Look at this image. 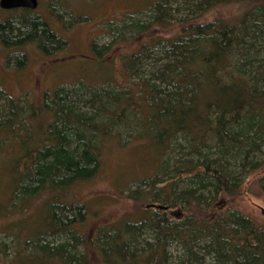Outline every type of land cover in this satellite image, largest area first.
<instances>
[{
    "label": "trees",
    "instance_id": "16d2710c",
    "mask_svg": "<svg viewBox=\"0 0 264 264\" xmlns=\"http://www.w3.org/2000/svg\"><path fill=\"white\" fill-rule=\"evenodd\" d=\"M182 1L184 8L173 10L181 14L184 9L188 18H175L170 0H155L147 19L124 17L112 27L108 44L92 43L95 55L102 61L109 45L142 35L153 24L188 21L198 9L216 3H245ZM53 10L50 13L57 17L55 6ZM84 19L59 21L69 29ZM0 36L11 45L32 41L45 52L67 45L44 21L28 17L0 21ZM155 45L168 63L143 81L136 77L140 67L135 65ZM120 59L125 72L135 77L127 78L123 87L80 80L45 91L39 105L25 99L23 109L10 97L7 108L0 104V149L17 148L8 157L12 205L24 209L31 200L44 197L47 216L42 228L27 238L39 264H86L84 254H73L77 244L92 245L103 262L112 264H264V222L236 209L214 208L217 196L238 190L242 173L264 165V4L243 8L231 21L189 23L177 34L144 42L137 52L121 54ZM4 94L0 89V101ZM123 131L153 148L151 159L158 171L165 168L164 158L179 149L180 157L172 159L173 180L164 185L156 177L142 180L147 192L133 197L145 199L146 209L124 227L99 228L89 238L79 230L86 206L73 201L68 191L96 175L102 147L122 137ZM181 143L187 151L180 150ZM260 180L264 185V174ZM153 202L162 208L147 209ZM142 231L150 241L141 238ZM171 244L181 249L175 260L167 252ZM7 248L13 246L0 242L2 253Z\"/></svg>",
    "mask_w": 264,
    "mask_h": 264
},
{
    "label": "rangeland",
    "instance_id": "374dc122",
    "mask_svg": "<svg viewBox=\"0 0 264 264\" xmlns=\"http://www.w3.org/2000/svg\"><path fill=\"white\" fill-rule=\"evenodd\" d=\"M39 1L40 8L25 14L19 10L6 12L0 8V21L11 19L16 22L15 20L19 18L36 16L38 20L47 21L54 32L67 40V45L60 50H51L47 53L32 41L16 47L11 43L2 42L0 36V89L5 92L0 104L3 108L9 106V97L19 101L23 109L27 104L25 99L39 105L45 91H52L57 87H71L80 80L87 84H99L104 87H123L127 78L131 77V80L135 81V77L133 73L125 72L120 59L121 54L137 52L140 44L144 42L150 44L152 39L173 36L181 31L182 26L189 23L208 22L215 19L231 21L241 13L243 8L247 9L256 3L264 4V0H245L244 4L216 3L204 11L203 8L198 9L202 11L196 12L200 15L196 16V13H193L195 16L190 17L188 21L153 24L151 29L142 35L109 45V52L101 61L95 55L92 43L96 46L108 44L112 40V27L119 24L124 17L147 19L151 13L150 6L155 0ZM168 5L176 15L175 18H180L181 14L182 17H189L182 12L184 9L179 11L181 14L173 10L176 6L184 8L182 0L176 2L170 0ZM53 6L58 11L57 17L50 13V11L55 12ZM73 16L85 19L73 23L69 29L63 27L64 25L59 21L60 17L67 21ZM165 63L167 64L168 61L162 59L160 46L155 45L148 51V56L142 57L135 65L140 67L136 77L148 81L149 72L155 69L160 70ZM156 75L159 77V73ZM10 111H6L9 118L13 115V111ZM23 113L26 114L25 111ZM41 120L37 121L36 127ZM121 135L119 139L113 138L107 141L102 147L101 165L96 175L88 180L74 183L68 191V196L72 197L73 201L81 202L86 206L79 230L89 238H94L99 228L110 229L117 225L124 227L126 222L137 218L138 214L146 209V204L142 201L145 199L133 197L141 196L144 190L147 192V187L140 183L142 180L156 177L162 181L159 185L173 180L170 173L172 159L175 160L176 154L180 157L179 149L171 153L168 159L164 158L165 168L158 171L157 162L151 159L156 153L153 148L141 145V139L132 133L128 137L123 131ZM180 147H182L181 151H187L184 143H181ZM14 148L15 145H7L0 149V242L13 246L11 249L7 248L5 253L0 251V264H39L41 261H39L38 253L32 250L30 246L32 240L27 238L32 237L33 233L42 228L47 210L43 205L44 197L31 200L24 209L15 204L12 205L13 184L8 157L10 153H13ZM16 150L17 148L14 152ZM262 150L264 152V144ZM181 158L187 157L182 155ZM262 158H264L263 155ZM235 171L237 175L240 172L239 168H235ZM263 174L264 165L249 173H242L238 190L233 194L224 193L217 196L214 208H219V211L236 209L254 221L264 222V216L260 213V207H264V185L260 180ZM180 186L177 191H180ZM182 188H185L184 185ZM153 203L147 204V209L162 208L159 205L160 202ZM126 232L133 231L127 229ZM141 238L150 241L147 232H143ZM99 242L104 241L100 238ZM167 252L172 260H175V257L181 254V249L176 244H171L167 246ZM73 254H84L86 264H112L111 261L103 262L96 248L90 244L86 248L83 244H77Z\"/></svg>",
    "mask_w": 264,
    "mask_h": 264
},
{
    "label": "water",
    "instance_id": "95a60500",
    "mask_svg": "<svg viewBox=\"0 0 264 264\" xmlns=\"http://www.w3.org/2000/svg\"><path fill=\"white\" fill-rule=\"evenodd\" d=\"M37 4V0H0L2 9L28 8L33 10L37 7ZM260 213L264 216V207H260Z\"/></svg>",
    "mask_w": 264,
    "mask_h": 264
},
{
    "label": "flooded vegetation",
    "instance_id": "af4514ba",
    "mask_svg": "<svg viewBox=\"0 0 264 264\" xmlns=\"http://www.w3.org/2000/svg\"><path fill=\"white\" fill-rule=\"evenodd\" d=\"M37 2H38V4H37V7L35 8V9H37V8H40V1L39 0H37ZM1 8V7H0ZM2 9V8H1ZM35 9H33L32 11H34ZM3 11H6V12H8V11H10V10H19V11H22V12H24L23 14H25V12H30L31 11V9H28V8H12V9H2ZM37 16H39V15H37ZM32 18H38V17H32ZM4 20H11V19H4ZM3 20V21H4ZM13 21V20H12ZM16 21V20H15ZM36 21H38V19L36 20ZM44 22L46 23V25H47V28L49 29V30H51L58 38H60V39H62V40H64L65 42H66V44H67V40L66 39H64L62 36H60L59 34H57L56 32H54L51 28H50V26H49V24H48V22L47 21H45L44 20ZM65 30V29H64ZM25 43H28V42H22V43H20L19 45H16V47L17 46H20L21 44H25ZM29 43H31V42H29ZM48 53V52H47ZM23 54H25V53H23Z\"/></svg>",
    "mask_w": 264,
    "mask_h": 264
}]
</instances>
